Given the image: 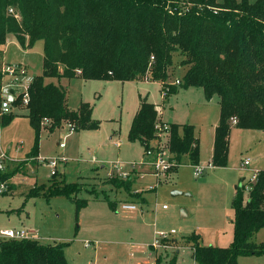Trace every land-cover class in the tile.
<instances>
[{
	"label": "trees",
	"instance_id": "obj_1",
	"mask_svg": "<svg viewBox=\"0 0 264 264\" xmlns=\"http://www.w3.org/2000/svg\"><path fill=\"white\" fill-rule=\"evenodd\" d=\"M9 35L23 47L43 41L42 73L29 83L27 103H21L24 93L13 103L26 108L34 128L31 157L38 156L44 127H100L92 105L81 102L71 109L65 88L53 78H147L161 82L164 97L191 87L201 88L208 101L217 96L212 166H227L233 126L264 131V0H0V54ZM177 67L184 72L172 82ZM4 74L0 70V106ZM14 115L0 114V124H8ZM156 139L167 149L170 173L183 162L199 165L195 125L161 122L157 105L141 98L128 140L140 142L146 150ZM14 173L0 170V194L6 193ZM110 182L131 190L134 180L117 175ZM247 183L241 177L235 187L233 239L228 246L204 244L199 232L185 239L197 264H238L240 256L264 254V244L253 240L264 228V170L249 182L245 196ZM80 189V183L67 182L56 171L48 185L34 186L30 194L73 198L78 213L87 205L75 195ZM65 247L35 238L1 239L0 264H69ZM177 253L167 264H177Z\"/></svg>",
	"mask_w": 264,
	"mask_h": 264
},
{
	"label": "rangeland",
	"instance_id": "obj_2",
	"mask_svg": "<svg viewBox=\"0 0 264 264\" xmlns=\"http://www.w3.org/2000/svg\"><path fill=\"white\" fill-rule=\"evenodd\" d=\"M7 65L19 67L18 79L7 73L3 76V83L16 82L12 89L18 96L42 73L43 41L23 47L9 35L0 54V70L4 72ZM183 72L177 67L172 82ZM51 81L65 88L71 109L90 103L100 127L79 131L69 123L54 131L44 127L38 156L31 157L34 128L26 108L13 105L14 117L0 124V170L15 171L6 193L0 194V229H24L43 243H65L69 264H167L176 251L177 264H197L185 241L193 232L201 234L204 244L225 247L231 243L235 187L253 169L264 170L263 130L232 127L228 164L216 167L210 157L213 123L219 116L217 97L206 100L201 88L180 89L164 97L161 82L147 78L105 81L75 76ZM145 97L157 105L161 122L196 126L202 173L196 174V166L183 162L176 172L152 174L155 169L149 161L153 156L144 153L140 142L128 140L131 120ZM3 153L6 156L1 159ZM52 157H65L58 161V173L67 182L81 184L75 195L86 199L87 205L78 213L73 198L30 194L34 186L49 184L52 165L42 159ZM247 157L250 164L243 168ZM117 162L120 172L114 168ZM131 163L138 166L130 169ZM121 171L132 176V193L110 182L113 176L123 177ZM144 176V182L140 181ZM150 184L156 187L148 189ZM128 201L136 209L124 210L122 204ZM256 235L253 240L264 244V228ZM238 264H264V254L240 256Z\"/></svg>",
	"mask_w": 264,
	"mask_h": 264
},
{
	"label": "built area",
	"instance_id": "obj_3",
	"mask_svg": "<svg viewBox=\"0 0 264 264\" xmlns=\"http://www.w3.org/2000/svg\"><path fill=\"white\" fill-rule=\"evenodd\" d=\"M19 71V67L18 66H13V65H7L4 67V73H7L8 75L13 76V79H18V77H16L17 75H19L17 72ZM20 71H22V74L25 72L23 69H21ZM16 75V76H15ZM25 75V74H24ZM16 84V82L10 81L7 83H3L2 87H1V111L0 114L2 113H7L12 111V107H13V103L16 101L17 96H15V94L13 93V89L12 87ZM28 87V86H27ZM27 87L26 89L22 92L23 94V101L24 103H27L28 101V92H27ZM166 127V125H165ZM163 141V140H162ZM156 139L153 142L152 147H150L149 149L144 150V153L146 155L149 156H153V159H151L149 162V164H152L155 172H153L152 174L155 176H160L164 173H167L169 171V168L171 167L172 163L168 160V152L167 149L164 148V144L163 142ZM60 147H64L65 144L64 143H58ZM6 156V154H2V158ZM44 161L49 160L50 164L52 165V171L51 174L55 173L58 169H57V165H58V161H65V157L62 158H58V157H52L50 159H42ZM119 162L114 164V168L120 172L121 167H119L117 164ZM146 163V162H145ZM1 164V161H0ZM144 164L141 163L140 165ZM250 164V159L247 157L243 160L241 166L243 168H245L247 165ZM136 164L131 163L130 169L131 168H135ZM1 167V166H0ZM250 169V168H249ZM204 170L203 166L200 165H196V174H200L202 173ZM122 172V176L123 178L127 177V175L129 174V172ZM253 174L249 177L246 178L245 177V181L248 182L246 184V189H249V182H254L255 180H257L258 174L260 172L259 169H253ZM244 183V182H243ZM156 187L155 184H150L148 186V189H154ZM139 192V190H135V193ZM165 207V206H164ZM122 208L124 210H134L136 209V204L134 202H125L122 204ZM172 232H174V230H172ZM166 236V235H163ZM9 238H15V239H21V238H33L32 236H30L28 234V231H25L24 229H14V228H3L0 229V240L1 239H9ZM158 241L156 240L154 242V244H156Z\"/></svg>",
	"mask_w": 264,
	"mask_h": 264
},
{
	"label": "crops",
	"instance_id": "obj_4",
	"mask_svg": "<svg viewBox=\"0 0 264 264\" xmlns=\"http://www.w3.org/2000/svg\"><path fill=\"white\" fill-rule=\"evenodd\" d=\"M192 88V87H191ZM180 92V91H179ZM178 92V93H179ZM177 93V94H178ZM217 96H214L211 100H213L214 98H216ZM216 101V104L218 105V110H219V99H218V97L215 99ZM210 101V100H209ZM152 102V101H151ZM154 103V102H153ZM158 108V107H157ZM219 120V116L216 118V120H215V122L213 123V131H212V136H213V138H212V149H213V142H214V131H215V126H216V124H217V122H218V120ZM196 127V126H195ZM234 127V126H233ZM231 134H232V131H231V133H230V147H231ZM200 138V137H199ZM230 147H229V153H230ZM212 149H211V155H212ZM211 158V157H210ZM145 177H147V176H144V178L143 179H140V181H142V182H144V179H145ZM243 177V176H242ZM241 178V177H240ZM144 197H145V195H144ZM145 199H146V197H145ZM232 227H233V225H232ZM259 232H257V234H258ZM257 236V235H256ZM232 239H233V236H232ZM232 241V240H231Z\"/></svg>",
	"mask_w": 264,
	"mask_h": 264
},
{
	"label": "water",
	"instance_id": "obj_5",
	"mask_svg": "<svg viewBox=\"0 0 264 264\" xmlns=\"http://www.w3.org/2000/svg\"><path fill=\"white\" fill-rule=\"evenodd\" d=\"M173 194H175V195L176 194H181V192L180 191H174ZM183 216H184V213H183Z\"/></svg>",
	"mask_w": 264,
	"mask_h": 264
}]
</instances>
